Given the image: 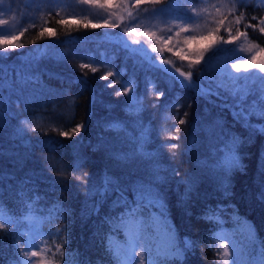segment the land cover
Masks as SVG:
<instances>
[{"label": "trees", "instance_id": "trees-1", "mask_svg": "<svg viewBox=\"0 0 264 264\" xmlns=\"http://www.w3.org/2000/svg\"><path fill=\"white\" fill-rule=\"evenodd\" d=\"M3 1L8 3L7 25L25 23L15 37L20 47L0 57V212L9 219L0 227V264H25L28 217L40 222L37 236L49 264H123L127 232L150 236L157 264H225L215 244L221 230L243 244L248 264H261L264 118L242 111L238 101L201 81L173 53L93 23L89 14H104L106 6L68 0L71 17L53 8L39 19L29 14L25 0ZM207 1L126 2L117 12L118 24H134L147 13L164 20L186 18ZM262 2L224 0L222 6L236 37L263 52ZM99 53L116 57V71H122L126 83L132 79L136 92L146 95L148 85H156L161 109L167 102L178 106L172 123L175 147L162 162H168L171 175L162 182L152 177L148 167L153 163L146 159L120 162L114 142L122 134L100 129L102 119L128 121L105 109L123 104L121 96L117 102L109 97L115 84L108 85L99 68L93 71L83 62L86 54ZM131 53L141 55L140 60ZM156 109L146 110L154 111L155 123ZM37 114L57 129L38 127L23 137L12 136L16 120ZM235 138L242 141L235 148L242 168L232 171L225 190L217 165L222 166L221 148ZM106 177L112 183L101 196Z\"/></svg>", "mask_w": 264, "mask_h": 264}, {"label": "rangeland", "instance_id": "rangeland-1", "mask_svg": "<svg viewBox=\"0 0 264 264\" xmlns=\"http://www.w3.org/2000/svg\"><path fill=\"white\" fill-rule=\"evenodd\" d=\"M67 1L25 0V5L29 8V14H34L39 19L44 12H48L53 8L61 16L69 18L72 11L66 5ZM78 1L82 2V0ZM142 1L154 2L156 0H139V2ZM257 1L264 2V0ZM126 2L133 4L137 0H95L94 3L90 4H104L106 12L104 14L94 12L89 16L92 18V22L100 27L119 31V34L126 40L138 41L145 46L152 47L154 50H166L168 54L173 53L181 60L180 62L192 66L201 81L209 82L214 87L224 90L228 96L238 101L242 111L248 112L254 118H264V116H261V112L264 111V102L261 101L262 91H264V72L254 66L241 67L239 70L232 68L234 63L246 65L249 61H252L253 57L256 58L254 64L264 62V51L262 52L255 44H251L242 36L237 38L239 34L237 30L235 29L234 32L233 26H227L231 21L223 19L226 13L222 6L225 4L224 0H221V2L208 0L206 6L192 9V13L186 18L180 16L177 19L171 20L168 18V20H164L161 16L147 13L134 24L126 23V26H120L117 12L121 11ZM7 7L8 3L0 0V20L6 21L5 24L0 25V57L2 58L5 55L7 56L6 52L15 48L17 42L13 37H16L18 27H22V24L25 23H18L12 27L7 25V17L9 16ZM23 9V12L27 13V10ZM4 37L8 39V43H4ZM190 37L195 39H188V42L185 43L186 38ZM92 55L86 54V56H83V62L89 64L88 66L93 71L99 68L100 77L107 78L108 85L115 84L116 92L109 95L112 100L117 98L116 96L123 98L122 105L114 106L110 103L105 106V109L111 113V116L119 115L118 117L122 116L128 121L127 125H124L122 122L116 124L113 121L103 123L104 120L102 119L100 120L102 125H100V129L104 133L112 131L114 134H122L119 141L114 142V149H116V152H114L116 156H119L120 162L133 163V161H136L139 164L146 159L149 163H153L150 164L151 167L149 166L151 169L148 167L152 177L162 182L167 175H171L168 162H162L170 154V150L174 148L175 143L173 142L177 136L174 132L175 125H172V123L176 120L175 111L178 106L167 102L165 104L166 108L161 109L160 104L162 101H157L161 97V93L156 91V85L150 83L146 95L143 91L136 92L132 79L129 83H126L121 76L122 71H116L113 65L115 60L117 61L115 56L107 55L106 57L100 53L97 54V57ZM131 55L137 60L141 58V55L136 56L133 53ZM205 56L211 57L204 60ZM162 67H164L163 64ZM115 100L117 102L121 99ZM151 107L153 109L157 107L156 112L159 114L157 123L153 122L154 116L152 114H154V111H146ZM38 127L43 129L55 128V125L50 120L46 121L41 114L27 115V117L16 120L11 134L13 137H23L28 130ZM59 130L61 131V128ZM62 133L65 132L62 131ZM140 146L143 148L142 152L138 151ZM232 146L233 144L228 142L226 146L221 148L219 163L222 166L217 165V172L221 175L222 186L225 180L223 165L230 155ZM104 148H106V145ZM8 222V217L0 212V225H6ZM39 224L40 222L35 218L28 217L27 227L23 230L27 238V245L24 246L25 264H49L46 257H43L44 246L41 244V237H39L40 235L37 236L39 234L37 231ZM129 236L130 233L127 232L126 237L129 238ZM140 237L138 246L134 249L135 255L132 257L135 264H141V261H145V264H147V260L157 264L156 258H153L150 254L153 252L151 243L147 241L150 236L141 235ZM216 238L215 244L219 246V255L225 261V264H248L244 252L245 247H242L243 244L237 242L230 232L227 233L221 230L220 235ZM33 252L36 253L35 256L32 255ZM131 255L132 250L128 246V251L125 253L122 263L128 264V257Z\"/></svg>", "mask_w": 264, "mask_h": 264}, {"label": "snow or ice", "instance_id": "snow-or-ice-1", "mask_svg": "<svg viewBox=\"0 0 264 264\" xmlns=\"http://www.w3.org/2000/svg\"><path fill=\"white\" fill-rule=\"evenodd\" d=\"M82 2L85 3V4H88V3H94L95 0H82ZM137 2L139 3V0H137ZM99 7L103 8V7H105V5L104 4H100ZM5 23H6V21L0 20V25H3ZM85 27H87V25H85ZM91 27L95 28V27H97V25L92 24ZM13 39H15V37H13ZM188 39H193L194 40L195 38L194 37L186 38L185 43L188 42ZM3 41H4V43H8L9 42L6 37L3 38ZM15 47L18 48V47H20V45L17 44V45H15ZM255 59L256 58L253 57L252 61H249L246 65H240V64H235L234 63V64H232V68L239 70L241 67L249 68V67H253L254 66V67H258L261 72H264V62H261L260 64H254ZM196 62L198 63L199 61L197 60ZM261 101L264 102V91H262ZM0 110H3L2 104H0ZM261 116H264V111L261 112ZM179 122L181 124H183L184 120H180ZM75 131L79 132L80 128L77 127L75 129ZM260 131L264 132V127H262L260 129ZM61 135L67 136L68 133H61ZM240 143H242V141H240L239 138H235L234 139L232 150L230 151V155L226 158V161H225V163L223 165L224 172H225V180H224L223 186H224L225 190H227V188H228L227 178H228V175L231 173V171L233 169H236V168H242V165L240 163V157L235 152V148ZM173 147H175V145H173ZM138 151L142 152L143 148L140 146L138 148ZM117 158H119V157H117ZM262 166H264V165H262ZM76 167L78 168L79 164H77ZM176 175H179V173H176ZM3 178L4 177L2 175H0V179H3ZM158 179H160V178L158 177ZM110 183H112L111 178H107L106 177L105 180H104V183H103V187L100 190V195L101 196H103L108 191V185ZM185 183H188L189 185H191L192 182L191 181H185ZM190 190H191V188H189V191ZM260 198L264 199V191L261 192ZM0 227H2V225H0ZM140 239H141L140 236L136 235L135 233H130L129 240H128V246L132 250V255L128 257V264H135V260L132 257L135 255L134 249H135V247L138 246V243H139ZM25 252H26V249H25ZM262 253H264V246H262ZM32 255L35 256L36 253L33 252ZM85 264H90V261L85 262ZM96 264H100V261H97ZM141 264H145V261H141ZM147 264H154V262L151 261V260H147ZM261 264H264V259L261 260Z\"/></svg>", "mask_w": 264, "mask_h": 264}]
</instances>
